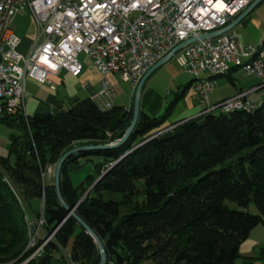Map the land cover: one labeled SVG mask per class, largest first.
Here are the masks:
<instances>
[{
	"label": "trees",
	"instance_id": "trees-1",
	"mask_svg": "<svg viewBox=\"0 0 264 264\" xmlns=\"http://www.w3.org/2000/svg\"><path fill=\"white\" fill-rule=\"evenodd\" d=\"M193 80L162 114L140 108L120 145L82 150L63 162L61 195L102 240L108 261L238 264L241 242L264 222V100L252 111H209L156 132ZM131 116L132 104L101 109L85 97L66 109L28 115L27 123L21 115L0 117L20 130L10 135L8 154L0 156V264H57L55 252L65 257L70 239L75 264H98L93 238L66 216L44 172L72 146L118 139ZM90 154L101 157L96 175L73 183L71 172ZM251 201L257 212L249 211ZM41 213L43 231L56 229L41 254L28 258L30 218ZM45 237L38 235L37 243Z\"/></svg>",
	"mask_w": 264,
	"mask_h": 264
},
{
	"label": "built area",
	"instance_id": "built-area-1",
	"mask_svg": "<svg viewBox=\"0 0 264 264\" xmlns=\"http://www.w3.org/2000/svg\"><path fill=\"white\" fill-rule=\"evenodd\" d=\"M251 0H0V117L21 115L26 123L25 80L32 77L40 83L61 69L76 76L83 63L80 53L88 56L103 79L101 88L90 98L101 109L110 108L113 90L105 77L119 73L121 79L136 84L147 68L166 54L175 44L190 36L220 29L229 24ZM19 12H28L35 25V34L28 45L21 46V37L10 27ZM176 62L191 73H199L194 89L200 102L216 80H204V73L218 70L226 74L227 62L251 56V63L241 69L261 78L264 84V47L255 54V46L244 45L234 29L211 37L197 38L177 50ZM256 86L242 89L201 109L229 111L230 106H245L252 111L259 101L246 95ZM188 118L161 126L156 132L171 131ZM28 125V124H27ZM155 132V133H156ZM155 133L153 135H155ZM32 251L38 256L46 243H36V235L45 219L42 213L31 217ZM56 228L45 235H53ZM43 230V229H42ZM67 254V264H75ZM107 264H128L123 260Z\"/></svg>",
	"mask_w": 264,
	"mask_h": 264
},
{
	"label": "crops",
	"instance_id": "crops-1",
	"mask_svg": "<svg viewBox=\"0 0 264 264\" xmlns=\"http://www.w3.org/2000/svg\"><path fill=\"white\" fill-rule=\"evenodd\" d=\"M232 29L237 32L242 44H252L256 47V53L262 51V47H264V0H260L253 8H251L249 12L245 14L232 27ZM33 36L34 35H29V37L21 38L22 48L28 45ZM81 61L83 63V68L81 70V73L76 76L72 75L66 69H61L56 73L49 74L48 81L45 83H40L32 77H26V113L28 115H31L37 111L42 110L56 112L60 109H65L63 106L66 102L71 106L74 103L75 99L91 97L93 94L98 92L101 88V80L103 79L102 74L98 72L92 60L88 56H83L81 58ZM247 61L248 59H242L239 62L233 63L230 70L226 74L218 75L217 77H215V85L212 90L209 91L211 92V96H208L207 94V103L210 102L209 105H212L219 100L234 94L237 91L253 86H256V88L253 91L249 92L246 95V98L250 101L255 102H261L264 100V84L259 85L261 84V78L252 74L245 73L241 69L242 67H244V63H246ZM205 76L208 75L205 74ZM222 76L225 77L227 81L218 79ZM108 78L111 80L110 84L113 90L112 99L114 104L129 108V106L133 104V95L136 84H134L132 81H129V99L126 103L119 104L115 102V97L117 95L116 89L119 85L117 84V79H121V77L119 73L114 72L110 73ZM193 78L194 77H192L190 80H192ZM191 84H189L188 87L184 89L180 99H178V101L182 100L183 107L180 110V113L177 115V117H179V119L177 120L197 116L201 109L208 106L207 104H204V102H200L195 89L191 88ZM218 84H220V86L217 87L216 85ZM184 85H182L181 89L184 87ZM181 89H179L178 91H180ZM189 92L190 94H188ZM146 93L149 94L148 102H150V88L147 89ZM141 98L142 96H140V108L150 115V113L144 109ZM214 111L217 112L216 110ZM237 263L264 264V222L257 223L249 231L247 237L241 242L239 246V257L237 258Z\"/></svg>",
	"mask_w": 264,
	"mask_h": 264
},
{
	"label": "rangeland",
	"instance_id": "rangeland-1",
	"mask_svg": "<svg viewBox=\"0 0 264 264\" xmlns=\"http://www.w3.org/2000/svg\"><path fill=\"white\" fill-rule=\"evenodd\" d=\"M10 27L21 38L29 37V35L35 34L34 21L32 20L28 12L17 13L15 17L13 18V20L11 21ZM83 56H85L84 53L79 54L80 59ZM109 74H107L105 77L111 83V80L108 78ZM192 77H194V75L191 72H188L187 70L182 68V66H180L176 62L175 57L171 56V58L168 61H166L165 63L161 64L156 69H154L151 72V74L147 77V79L145 80L144 86L141 92L142 94L141 102H142L144 109L147 110L150 113V115L162 114L167 108V105L175 97L177 91L181 89L182 85L186 84ZM218 79L227 81V79L223 76L219 77ZM117 84L119 85L117 86V89H116L117 95L115 97V102L119 104L126 103L129 99L128 91H129L130 83L127 80L117 79ZM216 86L218 87L220 86V84ZM149 88L151 92L150 102H148L149 94L146 93L147 89ZM191 88L192 89L194 88V80L191 84ZM190 92L188 94H190ZM208 96H211V92L208 93ZM209 103L210 102L208 103L204 102V104H207V105H209ZM182 104H183L182 100H179L173 106V108L171 109L170 113L168 114L166 120L163 122L162 125L170 124L176 121L177 119H179L177 115L180 113V110L183 107ZM63 107L66 109L70 107V105L66 102ZM216 111H219V110L216 109ZM12 133L13 134L20 133L19 128L16 126L8 125L0 120V156L1 155L5 156L8 154L9 138ZM100 159L101 157L98 154H90L85 158L83 157L81 159L82 165L77 170L71 172V179L73 183L78 184L79 182L83 181L88 174L96 175L97 170H95L94 164ZM230 159L232 158H228L224 160L223 162L218 163L216 167L217 168L221 167L222 165L226 164ZM54 167H55V164L49 165L46 168L44 172V178L46 181L53 180ZM226 202L232 207L237 206V204L233 201L226 200ZM249 211L251 212L258 211L257 207L252 201L249 204ZM30 233H31L30 235V240H31V236L33 233V227H31ZM39 237H45V234H43L42 229L39 230ZM71 240L72 239H70L68 244L66 245V248H65L66 251L70 250ZM28 246H27V249L29 248ZM61 253H62L61 250H57L55 252L56 263L57 264H67V254L65 253V257L62 254V257H61ZM143 264H157V263L155 262L154 259L147 258Z\"/></svg>",
	"mask_w": 264,
	"mask_h": 264
},
{
	"label": "water",
	"instance_id": "water-1",
	"mask_svg": "<svg viewBox=\"0 0 264 264\" xmlns=\"http://www.w3.org/2000/svg\"><path fill=\"white\" fill-rule=\"evenodd\" d=\"M260 0H251V2L241 11L237 14V16L226 26L212 31H207L200 33L198 36H190L186 39L181 40L177 44H175L166 54H164L161 58L156 60L153 64H151L147 70L142 74V76L139 78L138 82L136 83L134 95H133V104H132V116L129 125L125 129L124 133L121 137L114 141L110 142H104V143H95V144H81V145H75L71 148L64 151L61 156L58 158V160L55 163L54 167V173H53V184L55 187L56 195L58 197L59 202L61 205L66 209L67 215H72L76 221L85 229L87 233L90 234V236L93 238L96 247L98 249V255H99V261L98 264H107L108 258L107 254L103 245L102 240L99 238V236L95 233V231L77 214L75 211V206H70L66 203V201L63 199L61 192H60V178H61V169L63 162L73 153H77L82 150H92V149H104V148H110L115 147L123 143L126 138L128 137L129 133L132 131L133 127L136 124L139 110H140V96L142 91L143 83L145 82L147 76L158 66L168 61L173 54L185 46L186 44L196 40L197 38H204V37H211L218 33H221L223 31H227L231 29L245 14L249 12L251 8H253ZM101 176V174L96 178V180ZM95 180V181H96Z\"/></svg>",
	"mask_w": 264,
	"mask_h": 264
},
{
	"label": "bare ground",
	"instance_id": "bare-ground-1",
	"mask_svg": "<svg viewBox=\"0 0 264 264\" xmlns=\"http://www.w3.org/2000/svg\"><path fill=\"white\" fill-rule=\"evenodd\" d=\"M0 28H2V20H0ZM255 48H256V47H255ZM255 54H262V51H259V52H257V53H256V51H255ZM242 59H248V61H247L246 63H244V66H248V65L251 63V56H244L243 58H235L233 61H228V62H227V69H230L233 63L239 62V61H241ZM192 74L194 75V79H195V83H196V82L199 80V73H192ZM205 74L208 75V76H205ZM217 76H218V70H209L208 72H205V73H204V80H215V77H217ZM259 104H260V102H258V103L253 107L252 110H254L256 107H258ZM233 109H234V110H235V109H244V110H246V107H245V106H230L229 111H230V110H233ZM210 111H214V110H210ZM246 111H247V110H246ZM162 132H164V131H161L160 133H162ZM160 133H158V134H160ZM158 134H157V135H158ZM38 235H39V234L36 235V243H37V236H38ZM51 238H52V236L47 235V236L45 237L43 243H46V244H47L48 241H49ZM29 248H32V242L30 243ZM128 264H129V262H128Z\"/></svg>",
	"mask_w": 264,
	"mask_h": 264
}]
</instances>
